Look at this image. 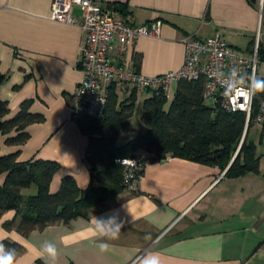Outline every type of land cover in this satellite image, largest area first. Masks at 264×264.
I'll use <instances>...</instances> for the list:
<instances>
[{
	"label": "crops",
	"instance_id": "crops-1",
	"mask_svg": "<svg viewBox=\"0 0 264 264\" xmlns=\"http://www.w3.org/2000/svg\"><path fill=\"white\" fill-rule=\"evenodd\" d=\"M96 1L132 24L161 21L158 38L141 37L124 54L116 40L110 54L113 63L125 60L147 77L182 68L187 36L220 34L242 51L251 48L260 26L263 35L264 0ZM53 2L0 0V73L6 77L0 82V102L8 103V117L26 101L33 114L44 117L27 127L30 137L24 145H8L14 133L0 132V154L18 152L20 162L58 163L51 193L59 191L66 176L86 191L91 183L89 140L71 111L84 77L80 59L85 35L77 26L52 20ZM72 14L82 15L77 7ZM176 89L172 85L174 94ZM129 131L121 133L124 142L137 136ZM263 136L264 123L261 140ZM257 154L259 172L237 179L226 178L217 166L169 155L145 168L137 192L125 190L70 224L56 223L25 236L18 230L16 212H5L0 242L21 246L18 264H142L151 253H159L163 264H264V154ZM33 193L35 187L24 191L26 196ZM117 222L124 224L119 238H103L102 231L114 229ZM49 243L57 248L56 259L44 250ZM101 243L109 244V251L101 252Z\"/></svg>",
	"mask_w": 264,
	"mask_h": 264
},
{
	"label": "trees",
	"instance_id": "trees-1",
	"mask_svg": "<svg viewBox=\"0 0 264 264\" xmlns=\"http://www.w3.org/2000/svg\"><path fill=\"white\" fill-rule=\"evenodd\" d=\"M260 56L264 58L262 46ZM5 79L0 73V82ZM118 88L115 84L110 87L108 104L100 119L82 114L75 118L89 140L86 159L91 183L86 191L80 189L73 177L66 176L59 191L51 193L53 178L61 169L58 163L20 162L18 152L0 154V178L3 177L0 217L5 212L15 211L16 217L20 218L18 230L23 235L28 236L56 223L70 224L78 218H87L93 208L115 198L133 184H139L151 162L169 155L217 166L229 179L259 172L257 146L249 139L250 128L258 116L257 108L249 123L244 113L213 108L204 99L203 79L179 82L171 100L162 90L136 88L120 98ZM139 91L150 93L142 105L141 121L146 131L120 145L118 139L134 116ZM30 107L31 102L26 101L16 115L8 117L11 113L8 103L0 102V132L6 136L14 133L7 138L8 145H24L30 137L27 127L44 121V117L33 114ZM139 151L155 153L156 157L147 160ZM125 158L128 161L124 166L116 163L117 159ZM133 160L143 167L134 170L133 177L127 179V173L133 169L129 161ZM33 187L36 193L26 196L24 191ZM3 245L6 252L16 256L22 249L17 244Z\"/></svg>",
	"mask_w": 264,
	"mask_h": 264
},
{
	"label": "built area",
	"instance_id": "built-area-1",
	"mask_svg": "<svg viewBox=\"0 0 264 264\" xmlns=\"http://www.w3.org/2000/svg\"><path fill=\"white\" fill-rule=\"evenodd\" d=\"M75 7L82 13L80 19L72 14ZM51 11L53 21L77 26L85 35L80 59L84 77L74 91L71 104L74 120L80 114L100 119L108 104L110 87L114 84L125 95L135 88L157 89L164 91L171 100L172 85L203 79L204 99L213 108L228 113H244L247 123L257 108L256 123H264V92L256 93L255 88L257 78L264 79L260 74L261 26L249 54L236 51L220 34L207 39L187 36L183 39L185 60L182 68L147 77L125 60L113 63L110 54L116 40L122 43L120 53L124 54L128 45L141 37L158 38L161 21L147 25L132 24L124 18H116L112 11L96 0H54ZM250 95L254 96L249 100ZM138 153L147 160L156 157L155 153L147 151ZM129 164L133 169L127 173V179L133 177L134 170L143 167L135 160ZM130 190L137 192L138 183L133 184Z\"/></svg>",
	"mask_w": 264,
	"mask_h": 264
},
{
	"label": "clouds",
	"instance_id": "clouds-1",
	"mask_svg": "<svg viewBox=\"0 0 264 264\" xmlns=\"http://www.w3.org/2000/svg\"><path fill=\"white\" fill-rule=\"evenodd\" d=\"M255 88H256V93L259 92H264V79L257 78L256 83H255ZM246 91H248L246 89ZM254 95L249 96V100L253 97ZM128 159H117L116 163L120 164L121 166H124ZM114 211V210H113ZM98 219V218H97ZM124 227L123 223H118L117 226L113 228H109L107 230L102 231V237L106 238L107 240H115L119 238L121 229ZM68 242V241H67ZM109 244L107 243H101L99 246V249L101 252H107L109 251ZM46 253L48 254L49 257L56 259L59 255L57 248L53 244H47V246L44 249ZM0 264H18V259L13 252H6L5 251V246L3 245L2 242H0ZM142 264H163L161 257L159 253H151L149 257H145L142 260Z\"/></svg>",
	"mask_w": 264,
	"mask_h": 264
},
{
	"label": "rangeland",
	"instance_id": "rangeland-1",
	"mask_svg": "<svg viewBox=\"0 0 264 264\" xmlns=\"http://www.w3.org/2000/svg\"><path fill=\"white\" fill-rule=\"evenodd\" d=\"M260 43L262 45V47L264 48V28H263V35L261 37L260 35ZM255 41V40H254ZM253 45L251 46L250 49L245 48L241 50H236L240 53H246L249 54L251 52V49L253 48ZM262 60V68L260 69V74L262 77H264V58H260ZM117 93L119 94V97L122 98L123 96L121 95V91L120 89L117 90ZM170 94L173 95V90H170ZM150 93H146L145 91H139V95L138 98L139 100L136 102V107H135V112H134V116L129 124V133H131L132 135H138L140 133H144V131H146V126L142 123L141 121V115H142V105L144 102V99L149 97ZM144 130V131H143ZM261 132H262V124H257V123H253V125L250 128V132H249V138L252 139L256 146H257V151L259 154H264V136L263 139L261 140ZM128 135V133H126V136ZM125 134L121 135L120 138V145H122L123 143H126L124 141H126ZM239 151V150H238ZM238 151L235 153L237 154ZM234 154V155H235Z\"/></svg>",
	"mask_w": 264,
	"mask_h": 264
},
{
	"label": "water",
	"instance_id": "water-1",
	"mask_svg": "<svg viewBox=\"0 0 264 264\" xmlns=\"http://www.w3.org/2000/svg\"><path fill=\"white\" fill-rule=\"evenodd\" d=\"M236 157V156H235ZM235 157H234V159H235Z\"/></svg>",
	"mask_w": 264,
	"mask_h": 264
}]
</instances>
